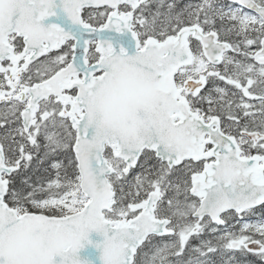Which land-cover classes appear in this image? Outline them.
<instances>
[{"label":"snow or ice","instance_id":"1","mask_svg":"<svg viewBox=\"0 0 264 264\" xmlns=\"http://www.w3.org/2000/svg\"><path fill=\"white\" fill-rule=\"evenodd\" d=\"M264 264V0H0V264Z\"/></svg>","mask_w":264,"mask_h":264},{"label":"water","instance_id":"2","mask_svg":"<svg viewBox=\"0 0 264 264\" xmlns=\"http://www.w3.org/2000/svg\"><path fill=\"white\" fill-rule=\"evenodd\" d=\"M89 239L91 244H86L85 248L81 249L79 255L83 260H86L88 264H103L102 260V247H96V245H102L104 236L100 233L93 231L90 233Z\"/></svg>","mask_w":264,"mask_h":264}]
</instances>
